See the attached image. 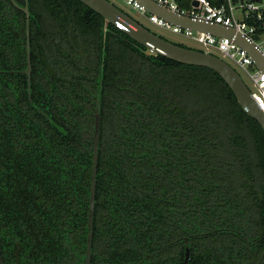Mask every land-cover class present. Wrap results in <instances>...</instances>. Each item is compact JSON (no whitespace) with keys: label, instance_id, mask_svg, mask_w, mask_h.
I'll return each instance as SVG.
<instances>
[{"label":"trees","instance_id":"obj_1","mask_svg":"<svg viewBox=\"0 0 264 264\" xmlns=\"http://www.w3.org/2000/svg\"><path fill=\"white\" fill-rule=\"evenodd\" d=\"M27 8L31 103L25 14L0 0L4 264H84L97 103L91 264H264V133L225 82L78 0Z\"/></svg>","mask_w":264,"mask_h":264},{"label":"water","instance_id":"obj_2","mask_svg":"<svg viewBox=\"0 0 264 264\" xmlns=\"http://www.w3.org/2000/svg\"><path fill=\"white\" fill-rule=\"evenodd\" d=\"M13 5L25 14V30H26V69L19 72L27 78L28 99L30 98V79H31V65H30V48H29V18L30 14L27 8L28 0H25V6H18L14 0H9ZM84 6L98 14L106 23L112 25L114 28L125 34L134 42L140 44L149 53L164 57L174 62L206 68L216 73L229 87L236 98L237 103L242 107L246 114L255 120L264 133V112L259 108L255 100L250 96L248 87L243 82L239 74L226 62L220 58L207 54L205 52L193 49H187L168 42L153 32L149 31L136 20L132 19L126 13L121 11L108 0H78ZM142 6L150 15H154L171 25L179 26L182 29H189L191 31H198L216 38H226L232 41L237 46L246 51L248 56L253 61L255 68L264 74V58L248 43L240 34L233 29H227L220 25H211L203 22H198L186 16H181L170 12L163 6L158 5L153 0H135ZM191 5L196 7V1H192ZM0 74H2L0 72ZM100 137V115L99 104L94 114V131H93V154H92V168H91V182H90V198L87 217V237H86V256L84 264H91L92 252V233L94 224V207H95V191L97 179V163H98V149ZM190 255L188 249L185 252L184 264H188ZM0 264H4L0 256Z\"/></svg>","mask_w":264,"mask_h":264},{"label":"built area","instance_id":"obj_3","mask_svg":"<svg viewBox=\"0 0 264 264\" xmlns=\"http://www.w3.org/2000/svg\"><path fill=\"white\" fill-rule=\"evenodd\" d=\"M123 1L152 26L189 39L201 47L200 51L220 58L232 68L234 66L247 78L250 83V87L248 86L250 96L264 112V74L255 68L253 61L244 49L226 38H216L202 32L171 25L148 14L135 0ZM153 1L172 13L189 17L194 21L235 30L264 58V2L262 0H223V4L220 6H211L206 0H191V3L196 1L198 5L196 7L191 5L189 10L180 8L176 0ZM236 11L241 13L239 20L235 18ZM236 69L234 70L236 71Z\"/></svg>","mask_w":264,"mask_h":264},{"label":"rangeland","instance_id":"obj_4","mask_svg":"<svg viewBox=\"0 0 264 264\" xmlns=\"http://www.w3.org/2000/svg\"><path fill=\"white\" fill-rule=\"evenodd\" d=\"M110 3H112L113 5H115L117 8H119L121 11H123L124 13H126L128 16H130L132 19L136 20L137 22H139L140 24H142L144 27L148 28L150 31H152L153 33H155L156 35H158L159 37H162L166 40H168L171 43H175L178 45H182L188 48H192V49H196V50H201V47L196 44L195 42L186 39L182 36L179 35H174L171 34L169 32H166L164 30H161L159 28H156L154 26H152L151 24H149L147 22V20L140 16L138 13H136L134 10H132L130 7H128L123 0H108ZM262 2H264V0H262ZM235 18L236 19H241V13L239 11L235 12ZM264 46V44H263ZM215 55H217L216 53H214ZM234 68V66H233ZM236 69V68H234ZM237 73L240 74L243 82L246 84V86L250 87V83L248 82L247 78L242 75L237 69H236Z\"/></svg>","mask_w":264,"mask_h":264},{"label":"flooded vegetation","instance_id":"obj_5","mask_svg":"<svg viewBox=\"0 0 264 264\" xmlns=\"http://www.w3.org/2000/svg\"><path fill=\"white\" fill-rule=\"evenodd\" d=\"M25 76V75H24ZM27 79V78H26Z\"/></svg>","mask_w":264,"mask_h":264}]
</instances>
